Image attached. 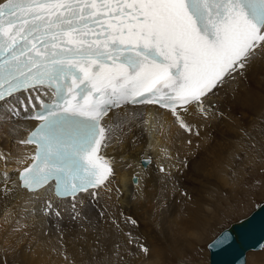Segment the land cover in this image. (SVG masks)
<instances>
[{"label":"snow or ice","instance_id":"1","mask_svg":"<svg viewBox=\"0 0 264 264\" xmlns=\"http://www.w3.org/2000/svg\"><path fill=\"white\" fill-rule=\"evenodd\" d=\"M260 59L264 0H0V109L11 120L39 101L26 117L38 123L19 141L35 151L18 187L38 197L54 183V195L71 198L72 219L80 218L86 197L113 191V161L102 151L115 131L154 119H142L137 106L164 110L190 133L185 116L207 118L213 97L235 91ZM113 109L125 111L106 125ZM4 176L6 198L14 189ZM52 210L49 200L45 214Z\"/></svg>","mask_w":264,"mask_h":264},{"label":"bare ground","instance_id":"2","mask_svg":"<svg viewBox=\"0 0 264 264\" xmlns=\"http://www.w3.org/2000/svg\"><path fill=\"white\" fill-rule=\"evenodd\" d=\"M245 76L239 79L235 91L221 90L213 97L207 118L198 113L185 116L193 126L190 133L172 124L164 110L137 106L136 111L144 113L142 119H149V112L154 119L147 125L137 121L130 132L127 125L123 131H115L108 147L102 151L113 161L115 176L110 185L113 191L101 189L95 200L86 197L85 204L80 206L82 216L76 220L72 219L71 198L56 197L52 186L40 190L38 197L18 187L19 170L31 163L28 157L35 151L34 145L19 143L36 124L26 119L33 108L29 105L25 112L20 107V115L11 120L5 119L4 110L0 109V153L15 151L14 155L5 154L6 160H0V264L11 262L13 255L10 254L26 243L25 235L31 233L41 238L39 241L36 238L38 242L35 243L40 249L39 264H97L101 258L105 264H166L168 252L183 264L185 258L182 256L198 254V241L204 231L199 221L205 212L201 202L213 194L206 186L199 199L193 193L196 189L193 185L206 184L210 178L223 183L224 189L225 185H232L235 175H247L248 161L239 165L233 175L229 173L239 159L237 154L241 156V151H245L254 161L251 146L258 147L264 141L261 133L264 131V59L257 60ZM21 95L26 97L27 94ZM41 99H49V96L41 94ZM131 109L129 106V111ZM124 111H110L104 123L113 124ZM250 131L258 133L252 136ZM4 145L8 149L2 150ZM143 159L151 162L144 166ZM160 166L165 167L166 173L159 172ZM4 173H7L8 188L14 189L6 198L2 194ZM134 175L139 179L136 184L132 181ZM49 200L53 210L45 217V203ZM57 210L61 217L55 216ZM101 211L105 212V217L100 216ZM129 217L136 223L132 224ZM113 220L119 224V229ZM47 227L52 232L48 235L42 233ZM144 237L148 254L139 247ZM7 244L10 247H6ZM262 250L263 259L264 248L249 250L246 264L248 257L254 261L257 251ZM23 255L21 252L15 255L17 263L25 264Z\"/></svg>","mask_w":264,"mask_h":264},{"label":"rangeland","instance_id":"3","mask_svg":"<svg viewBox=\"0 0 264 264\" xmlns=\"http://www.w3.org/2000/svg\"><path fill=\"white\" fill-rule=\"evenodd\" d=\"M256 132L257 131H254L253 133L251 132V135L252 136L256 135L258 133ZM261 133L263 137L264 131ZM263 142L259 143L258 147L254 145L251 146V144H246L247 146H251L252 154L254 153L253 155H255L254 161L253 159L251 160L249 159V157H247L245 151L243 152L241 151V156L237 154V157L239 159H237L233 163V167L229 170V173H231V175L234 174V171L237 170L239 165H242L243 162L248 161L249 163L248 162L246 163L247 175L246 176L241 175L240 173L238 175H235L233 181L231 182L233 186L230 184L227 186L225 185V189H224L222 187L224 184L219 182L215 178L208 179L207 180L208 183L206 184L199 182H197L196 185L192 184L196 188L193 192L195 194V197L202 199V191L205 188H207L206 186L210 188V190L212 191L211 194H213V196L212 197L206 196V198L202 200L203 202H201V204L203 205L202 207L205 209V212L201 214V219L199 221H201L200 223L202 225V228H204V231H202L203 235L201 239L198 241V246H197L198 254H196L197 256L196 255L182 256L185 258V260L182 261L183 264L184 262L185 264H190V263H186L189 261L190 262L197 261V262H201L202 264H208L209 263V250L207 248L208 243L212 239H214L223 229L228 227L232 222H235L240 218L248 216L264 200V143ZM5 146L6 145H4V148L2 150L8 149V147ZM258 149L260 150V153L257 152ZM13 151L7 153L5 152H1V153H3L4 155L5 154L14 155ZM235 179L237 180L234 181ZM229 186H231L232 188H230ZM161 190L162 188L160 189V192ZM160 196H162L161 193ZM218 196L219 197L221 196V198L218 199ZM211 202L212 203L215 202V204H212ZM48 215L44 213L45 217H48ZM48 232L52 233L51 231H48V227H47L46 231L42 233H46V235H48ZM25 234H26L25 231H23L22 235ZM25 236L27 237L26 243H23V245L17 247L18 250L17 251L15 250V252L13 251L14 254H10L11 257L13 255V259H10V261L11 260L12 261L8 262V264H21L22 262L17 263V259L15 258V255L20 252L25 254L22 256V258L24 256L27 257V258L24 257L23 259L25 264H37L38 259H40L41 255L39 252L40 250L39 244H35V243H37L41 238H39L37 233L26 234ZM40 236L42 235L40 234ZM36 238L38 241L36 240ZM143 239L144 241H142V243L144 246V244L147 242V239L145 237ZM5 246L10 247V244H7ZM257 252L258 254L255 257L257 261L256 260L251 261L250 257H248L249 259L247 261V264H254L255 261L257 262L256 264H260L262 261H264L263 260L264 257L263 259L261 258L263 256V250ZM167 254L170 255L169 256L167 255L166 258L167 261L165 262L166 264L167 263L180 264L179 262L180 259L176 258L177 257L176 255H173L171 252H168ZM260 258L262 259L261 262L259 261ZM168 261L171 262L169 263Z\"/></svg>","mask_w":264,"mask_h":264},{"label":"water","instance_id":"4","mask_svg":"<svg viewBox=\"0 0 264 264\" xmlns=\"http://www.w3.org/2000/svg\"><path fill=\"white\" fill-rule=\"evenodd\" d=\"M149 159H143L142 164L147 166ZM133 183L139 179L133 176ZM227 237L224 244L216 241ZM210 261L208 264H246V255L249 250L264 248V200L248 216L232 222L208 243Z\"/></svg>","mask_w":264,"mask_h":264}]
</instances>
